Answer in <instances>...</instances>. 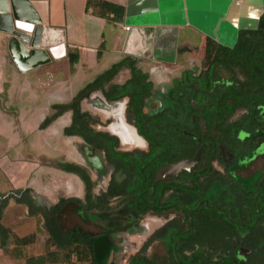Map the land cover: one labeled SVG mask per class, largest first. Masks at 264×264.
<instances>
[{"label": "flooded vegetation", "instance_id": "1", "mask_svg": "<svg viewBox=\"0 0 264 264\" xmlns=\"http://www.w3.org/2000/svg\"><path fill=\"white\" fill-rule=\"evenodd\" d=\"M258 31L244 33L250 42H240L241 32L235 42L181 49L188 60L143 70L149 91H126L135 84L130 72L121 85L111 82L124 89L95 91L79 111L70 108L63 134L77 161L60 163L90 177L93 204L80 175L55 167L71 186L48 206L37 200L33 217L42 226L55 222L62 243L87 248L101 264H111L121 246L125 264H264ZM157 74L162 83L152 79ZM71 212L79 222L64 228ZM132 234L140 238L128 247L124 238Z\"/></svg>", "mask_w": 264, "mask_h": 264}, {"label": "crops", "instance_id": "2", "mask_svg": "<svg viewBox=\"0 0 264 264\" xmlns=\"http://www.w3.org/2000/svg\"><path fill=\"white\" fill-rule=\"evenodd\" d=\"M29 1L41 20L42 27L64 32L68 55L71 53L78 56L79 61L72 69L67 56L36 69L22 71L10 53L9 44L12 36L0 32V81L8 83L6 90L3 89L1 94L6 102L0 103V225H4L5 213L13 205L23 208L29 217L34 218L33 215H36L38 210L37 194L41 196L40 187L44 186L38 180L34 162L23 163L19 159L21 132L26 131L22 126H28L26 122H22L21 107L14 96L16 84L22 78L26 79L30 76L31 79L37 74L52 70L54 64L68 62L73 72L86 74L80 81L78 80L86 83L77 91L76 97L88 84L126 59L136 60L142 72V66L158 67L162 63L172 64L164 59L140 56L141 48L151 47L152 53L157 50L166 56L172 54L174 50L173 58L176 62L181 58L188 60L190 56L187 54L181 56V49L195 48L208 41L235 42L238 34L259 26L264 14V0H96L122 8L124 12L117 18L98 5L94 4L88 8L90 0ZM8 5L12 14L11 0H0V12L6 10ZM126 28H130V32L133 30L135 32V44L131 48L136 50V55L129 54L128 44L131 33ZM163 28L176 30L175 43L172 37L167 36L159 40L156 47L155 32ZM122 72L130 75L129 69L121 70L113 79L118 85H121V82L116 79ZM106 89H110V86L104 90ZM66 104H51L47 116L39 121L38 130L45 132L64 118L66 119L64 127L67 126L70 112L69 109L64 108ZM64 127L57 129L54 135H59L60 139L64 138ZM37 135L36 131L29 137L27 134L28 143L36 144ZM33 207L37 210H32ZM37 228L35 227L33 232L18 236L25 237L34 233ZM0 234L2 236L1 228ZM2 252L6 250L1 247L0 258ZM8 253L11 255L10 259L17 264L25 262V258L15 259L10 250ZM24 256L30 257L25 251Z\"/></svg>", "mask_w": 264, "mask_h": 264}, {"label": "rangeland", "instance_id": "3", "mask_svg": "<svg viewBox=\"0 0 264 264\" xmlns=\"http://www.w3.org/2000/svg\"><path fill=\"white\" fill-rule=\"evenodd\" d=\"M141 68L149 71L148 66H142ZM82 76H86V74L73 72L68 62H59L53 65L52 70L37 74L35 77H31V79L29 78L30 76L26 79L22 78L16 84L15 100L21 107L22 122L28 124V126H22V128H26V131L21 132L22 141L19 159L23 163L34 162L36 165L38 180L44 184L43 188L42 186L40 187L42 200L38 198V202L47 206L55 201L58 193L64 194L67 191V186L70 185L55 168V164L77 160L73 155L76 152L72 141L65 140L64 138L60 139L59 135H54L57 129L64 127L65 118L59 120L45 132L38 130V124L43 117L47 116V110L51 104L68 103L73 100L77 91L86 83L83 81L79 82ZM129 76V73L122 72L116 80L123 82ZM152 79L162 83L161 81L164 80V77L157 74L153 75ZM7 85V82L1 83L0 81V103L5 104L6 102L1 97V94L3 89L6 90ZM85 108H88V106L85 105ZM34 131L38 134L36 144L28 143V137ZM72 186L73 188H71L74 189L72 191L78 194L76 189L79 187L75 185V189L74 185ZM69 193L71 194V191ZM61 220L64 228H73L79 222V217L74 212H71L67 213ZM41 222L42 218H31L25 213L23 208L16 205L11 206L6 211L3 220V224L6 227H10L17 236L33 232L35 227H40ZM139 238L136 234H132L125 236L124 240L129 247L131 243L134 244ZM46 240L47 234L40 230L36 243L25 248L26 255L37 256L43 254L45 252ZM122 250H124L123 246L119 249L120 255L117 254L110 259L111 264H125V257L121 255ZM1 254L3 255L0 258V264H17L10 259L11 255L8 251Z\"/></svg>", "mask_w": 264, "mask_h": 264}, {"label": "trees", "instance_id": "4", "mask_svg": "<svg viewBox=\"0 0 264 264\" xmlns=\"http://www.w3.org/2000/svg\"><path fill=\"white\" fill-rule=\"evenodd\" d=\"M98 5L101 8L105 9L109 14L115 15L114 17L120 16L124 10L120 7H116L110 4L97 2L96 0H90L88 3V8L92 5ZM103 15V14H101ZM243 32L240 37V42H250L251 39L247 38ZM264 39V14L262 15L259 23V31ZM264 41V40H262ZM208 43H213L212 41H208ZM68 59L70 62V66L73 69L74 65L78 63L79 58L74 54H69ZM136 60L126 59L119 64L113 66L110 70L99 76L93 83L88 84L83 90H81L77 96L73 99V104L65 105V109H72L76 107L77 111H79L80 103L85 98H88L90 94L95 91L104 90L106 87L110 86L112 90H121L124 87L119 86H111V82L116 77V75L123 69H129L132 74V81H135V84L131 85L129 82L126 91L139 92L142 90H151V86L145 85L142 88L141 83L145 82L147 79V75H145L137 66ZM131 86V88H129ZM55 167H58L68 173H75L80 175L82 179L86 182L88 186V199L93 204L92 201V192L94 188V183L91 181L89 176H82L80 167L74 164H55ZM93 209V207H91ZM2 229V249L6 251H11L14 255L15 259L25 258V262L23 264H101L103 260L101 258H96L93 256H89L87 248L81 247L76 243L64 244L62 243V234L63 232L59 230L57 224L55 222H49L46 220V223L42 228L38 227L37 230L29 234L25 237H19L13 233L10 227H6L5 225H0ZM42 230L47 235H49L48 239L45 242V252L41 255L37 256H24V250L26 247L33 245L37 241L38 233ZM13 247L12 249H10ZM93 255V254H92ZM132 264H141L137 263V261H133Z\"/></svg>", "mask_w": 264, "mask_h": 264}, {"label": "water", "instance_id": "5", "mask_svg": "<svg viewBox=\"0 0 264 264\" xmlns=\"http://www.w3.org/2000/svg\"><path fill=\"white\" fill-rule=\"evenodd\" d=\"M11 6L12 14L9 5L6 10L0 12V32L12 36L9 44L10 53L20 70L30 71L50 64L55 60L64 59L68 56L64 32L62 30L42 27L41 20L33 10L29 0H11ZM175 31L176 30H168L164 28L162 30H156V47L158 46L159 40L167 38V36L169 38L172 37L174 42L176 37ZM130 33L128 51L129 54L136 55V50L131 48L133 47V44H135L136 35L134 30ZM172 33L173 35L171 36ZM39 48L45 50L38 51L37 49ZM144 49L141 48L142 51L140 52V56L142 57L147 55L149 58L154 57L155 59H164L170 63L175 62L173 58V53H175L174 50L172 51V54L166 56L162 55L157 50L152 53L150 50L151 47H145ZM34 60H37V62L35 63ZM105 105L107 106V109H111L109 103L105 102ZM1 247L2 236L0 234V249Z\"/></svg>", "mask_w": 264, "mask_h": 264}, {"label": "built area", "instance_id": "6", "mask_svg": "<svg viewBox=\"0 0 264 264\" xmlns=\"http://www.w3.org/2000/svg\"><path fill=\"white\" fill-rule=\"evenodd\" d=\"M127 29V31H130V28H126Z\"/></svg>", "mask_w": 264, "mask_h": 264}]
</instances>
